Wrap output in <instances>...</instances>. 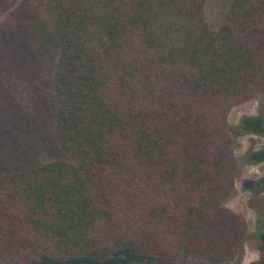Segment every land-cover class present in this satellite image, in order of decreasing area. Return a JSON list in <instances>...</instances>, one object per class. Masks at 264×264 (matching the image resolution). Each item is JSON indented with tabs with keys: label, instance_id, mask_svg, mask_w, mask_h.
Listing matches in <instances>:
<instances>
[{
	"label": "trees",
	"instance_id": "1",
	"mask_svg": "<svg viewBox=\"0 0 264 264\" xmlns=\"http://www.w3.org/2000/svg\"><path fill=\"white\" fill-rule=\"evenodd\" d=\"M205 7L0 0V71L12 69L0 78V264H227L243 252L245 219L228 203L264 146L239 156L232 131L264 136V114L232 129L229 113L264 92V0H226L217 28ZM3 80L22 94H3ZM242 186L260 194L264 176ZM261 228L250 264H264Z\"/></svg>",
	"mask_w": 264,
	"mask_h": 264
},
{
	"label": "rangeland",
	"instance_id": "2",
	"mask_svg": "<svg viewBox=\"0 0 264 264\" xmlns=\"http://www.w3.org/2000/svg\"><path fill=\"white\" fill-rule=\"evenodd\" d=\"M228 3V0H227ZM226 10V0H206L205 13L208 22L213 28H217L221 18L224 16ZM9 58L8 56H6ZM6 67H9L6 65ZM12 73V69H2L0 71V78L7 77ZM48 77V76H46ZM5 95H21L22 90L20 87L14 86L11 82L3 80ZM48 87V86H47ZM24 92V91H23ZM28 93L30 98L37 97V90L31 89ZM21 98V97H18ZM23 98V97H22ZM34 101V100H33ZM23 108L30 110L31 113L37 110V105L28 104L22 99ZM264 114V92L259 94L256 98L248 100L240 105L233 107L229 113L230 127L233 129L240 121L243 115H258ZM46 129V127H44ZM231 129V130H232ZM235 140V147L237 155L242 156L250 149H259L264 146V136L254 134H238L232 131ZM40 161L48 160L51 155L45 152L37 157ZM264 176V162L259 164H240L236 188L233 196L229 200V206L243 216L247 226V233L244 242L243 252L232 262L227 264H250L260 257L259 250V233L262 231L261 223L264 220V192L254 194L246 190L242 186V180L250 178L256 179ZM177 264H210L200 260H194L189 257H181Z\"/></svg>",
	"mask_w": 264,
	"mask_h": 264
}]
</instances>
